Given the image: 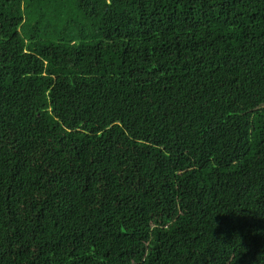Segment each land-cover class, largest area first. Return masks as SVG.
<instances>
[{
  "label": "trees",
  "instance_id": "trees-1",
  "mask_svg": "<svg viewBox=\"0 0 264 264\" xmlns=\"http://www.w3.org/2000/svg\"><path fill=\"white\" fill-rule=\"evenodd\" d=\"M0 264H264V0H0Z\"/></svg>",
  "mask_w": 264,
  "mask_h": 264
}]
</instances>
